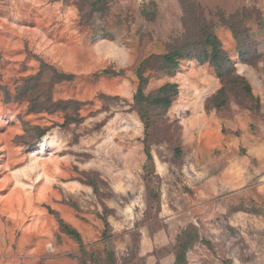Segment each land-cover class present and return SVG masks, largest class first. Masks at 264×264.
Returning <instances> with one entry per match:
<instances>
[{
	"label": "rangeland",
	"instance_id": "374dc122",
	"mask_svg": "<svg viewBox=\"0 0 264 264\" xmlns=\"http://www.w3.org/2000/svg\"><path fill=\"white\" fill-rule=\"evenodd\" d=\"M74 1L0 0V264H80V245L59 230L48 206L81 232L89 264H100L95 258L105 250L117 264H174L177 236L190 225L212 248L197 242L186 264H264V0H197L260 98L259 112L234 97L223 110H207L221 86L208 63L184 60L175 75L146 71V92L167 82L180 89L166 113L150 110L158 203L144 179L136 69L184 33L181 1L113 0L108 13L84 22ZM243 8L254 11L247 25L261 54L255 63L242 58L221 22V14ZM117 35L133 49L131 60L118 57L127 66L119 71L98 62L103 50L90 52ZM107 68L120 74H104ZM56 72L74 78L58 81ZM47 98L72 103L49 106ZM36 99L32 107L42 110L31 108ZM69 116L80 120L65 124ZM41 129L47 133L39 137ZM106 209L108 241L99 216Z\"/></svg>",
	"mask_w": 264,
	"mask_h": 264
},
{
	"label": "trees",
	"instance_id": "16d2710c",
	"mask_svg": "<svg viewBox=\"0 0 264 264\" xmlns=\"http://www.w3.org/2000/svg\"><path fill=\"white\" fill-rule=\"evenodd\" d=\"M112 1L113 0H75L74 2L79 7L81 19L84 22L86 17L89 18L93 16V14L108 13L111 9ZM180 1L184 10V33L182 36L174 39V43L171 44L165 53L158 55L152 54L146 57L140 62L136 69L139 82L133 100L144 122L143 143L146 155V161L143 167L145 171L144 179L149 196L157 203L160 201L159 186L161 183V176L155 170V160L150 144L151 130L154 123L150 115V110L154 109L166 113L179 95L180 89L177 82H167L154 91L146 92L149 77L145 73L149 68H154L159 73L175 75L184 60L195 59L202 64L208 63L214 68L221 86L215 93L206 99L205 106L207 110H223L228 106L233 97L241 106L248 108L252 112H259L261 108L260 98L254 94L251 82L246 76L237 71L234 60L223 47L220 38L215 33L214 24L207 18L204 7L197 0ZM85 6L89 7L88 13L85 12ZM253 12L254 11L248 8H243L229 16L224 14L220 15L222 24L232 30L242 58L250 63H255L257 60L261 59V54L251 45L252 40L247 25L248 20L251 18V13ZM144 13L149 20L155 17L154 14L151 15L146 10H144ZM103 73L113 75L120 74V72L108 68L104 69ZM54 76L58 81L71 80L74 78L73 74L61 72H56ZM35 78L37 77H29L26 79L27 84H30L27 86L25 92L33 89L32 84H35ZM46 102L49 104L51 103L52 106L59 107L63 105L62 108H66L67 105L72 103L70 101L52 102L49 98L46 99ZM34 103L37 104L38 100H31V108L33 110L39 111L44 108L43 106L40 108L36 106L32 107ZM51 104L49 106H51ZM76 104L79 105L80 103L77 102ZM49 106L46 105L48 108L47 110H51L52 107ZM52 110H56V108ZM79 120V117L75 118L69 116L65 124L78 122ZM46 133V129H41L38 136L42 137ZM178 150L179 149H177V151ZM86 182L93 187L95 192L98 191V184L95 178L87 175ZM48 209L51 214H54L58 218L59 230L80 245L83 254L80 264H89L86 257L88 251L85 249L81 232L71 223L61 218L57 210L50 206H48ZM108 215V209L105 210L104 214L99 215L105 224L102 235L105 241H108L112 236ZM197 242H203L212 248L211 241L200 237L195 226L190 225L184 228L177 236L174 245V264H186L188 262V252ZM94 255L95 253H91L92 258H94ZM95 260L100 264H117L116 255L112 250H105L99 253ZM224 264H232V259L226 258Z\"/></svg>",
	"mask_w": 264,
	"mask_h": 264
},
{
	"label": "clouds",
	"instance_id": "9594fccd",
	"mask_svg": "<svg viewBox=\"0 0 264 264\" xmlns=\"http://www.w3.org/2000/svg\"><path fill=\"white\" fill-rule=\"evenodd\" d=\"M131 41L124 38L122 35H117L114 40H101L94 44L90 52L96 54L103 50V56L99 63H108L114 66L115 70L119 71L121 68L127 67L119 63V56H128L131 60L133 58V49L130 47Z\"/></svg>",
	"mask_w": 264,
	"mask_h": 264
}]
</instances>
